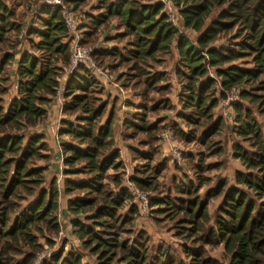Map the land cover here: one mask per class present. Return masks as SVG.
Masks as SVG:
<instances>
[{"label": "rangeland", "instance_id": "1", "mask_svg": "<svg viewBox=\"0 0 264 264\" xmlns=\"http://www.w3.org/2000/svg\"><path fill=\"white\" fill-rule=\"evenodd\" d=\"M110 1L115 0H64L67 7L81 15L76 38L81 45L90 48V59L107 75L104 76L99 72L94 75L83 64L71 65L69 44L75 35L67 34L62 39L68 45L66 55L35 46L40 38L30 34V29L32 26L42 29L40 18L44 16L43 8L56 9L58 6L46 0H0V14L4 15L0 20L1 113L6 111L14 97L21 95L17 86L20 78L18 61L23 52L39 59L37 69L40 65L51 69L58 81L57 89H61L60 98L55 94L43 104L46 115L35 125L23 121L19 130H12L27 135L42 134L47 147L40 150V156H34L27 162V168H38L40 174L28 178L30 181L26 186H18L5 202L0 199V207H9L4 229L10 228L20 212L49 190L53 183L57 191L54 197L56 208L44 218L32 221L26 229L35 237L34 245L23 238L18 242L1 238L0 252L8 262L17 264H63L73 257L79 259L77 264H128L129 258L123 260L122 257L126 256L127 247H134L144 255L146 264H191L195 260L187 251L199 249L203 257L211 256L220 264H228L229 255L223 243L207 244L204 235L214 225L225 190L231 186L245 189L244 185L237 183L236 173L252 170L235 154V147L253 150L256 141L251 134H238V115L241 119L247 115L254 120L264 144V98L252 101L241 96L242 90L264 95V91L255 90L264 74L255 81L224 89L215 72L218 66L205 62L206 73L196 77L194 83L199 85L211 78L214 83L205 89V105L211 98L216 105L206 116H201L197 109L185 107L181 100L185 85L191 78L180 59L177 40L179 35H184L196 44L199 32L184 26L178 13L179 6L172 0H156L163 4L166 21L175 27L176 32L165 47L148 56L132 53L138 48L133 44V34L125 32L119 17L105 15L104 5ZM213 9L207 23L215 16L217 8ZM91 18L98 22L94 24ZM237 33V26L219 32L209 45L236 47L235 43L243 36L237 37ZM8 55H12V59L5 63ZM252 57L253 53L244 52L240 58L220 67L236 64L249 68L253 66ZM80 65L88 70L95 84L72 95H83L82 103L87 107L102 108V114L94 124L100 126L109 122L111 132L108 139L112 141L103 151L107 153L112 149L118 153L114 165L104 172L99 193L77 189L65 191L67 178L79 180L91 175L64 173L69 166L63 164L61 143H77L79 140L58 134L61 119L76 122L75 116L86 115L82 103L73 109H65L74 103L72 95L65 94L66 83L79 73ZM10 129L4 127L2 130L9 132ZM82 164L83 160H77L74 167ZM222 185L223 189L215 194ZM133 186H137L148 200V209L143 213L139 212L134 201ZM186 186L191 189L188 193L181 190ZM119 191H126L127 196L116 206L112 218L101 219L105 225L94 226L91 220L85 219L84 216L92 213L93 208L103 204L104 197ZM73 195L94 197L95 204L91 208L83 207L77 214L70 212L67 199ZM160 198L167 199L168 203L156 204ZM191 200L206 206L207 218L197 221L201 229L195 230L193 217L186 209ZM198 206H195L194 213ZM75 217L93 226L100 236L116 239L106 258L101 257L100 250H93L95 241L90 245L84 244L85 237L80 236L71 223ZM54 255L60 258L56 261Z\"/></svg>", "mask_w": 264, "mask_h": 264}, {"label": "trees", "instance_id": "2", "mask_svg": "<svg viewBox=\"0 0 264 264\" xmlns=\"http://www.w3.org/2000/svg\"><path fill=\"white\" fill-rule=\"evenodd\" d=\"M172 1L179 6L178 13L184 26L199 32L196 44L184 35H179L177 40L180 59L183 66L189 71L191 78L189 84L185 85L182 93L184 97L181 100L185 102V107H193L198 110L201 116H206L210 109L216 105V101L211 98V101L205 105L204 92L214 82L211 78H207L199 85L194 83L196 77L206 73L205 62L211 66H218L215 72L220 77V84L224 89L235 84L255 81L264 74V0ZM104 6L105 15L119 17L125 32L133 34V44L138 48L133 49V52L130 51L132 53L150 56L158 49L165 47L166 42H169L172 34L176 32L175 27L166 21L167 16L162 11L163 4L160 1L139 3L137 0H115L107 2ZM213 8H217L215 16L207 23L206 20L214 11ZM42 13L44 15L40 18L42 29L34 26L30 29V34H36L40 38L35 46L66 55L68 45L62 42V39L67 33L59 7L56 9L45 7L42 9ZM3 16L0 14V20H3ZM91 21L94 24L98 22L95 18H91ZM234 26L238 28L237 37L243 34L242 39L235 43L236 47L218 48L209 45L217 33L229 30ZM244 52L253 53L252 67H240L236 64L220 67L221 64L240 58ZM10 59H12V55L5 58V63ZM64 59H67L66 56ZM38 64L40 61L33 54L23 52L20 55L18 61L20 78L17 86L21 95L12 99L4 113H1L0 110V199L4 202L14 194L18 186H26V183L30 181L28 178L38 176L41 172L38 168H27V162L34 156H40L41 149H46L47 143L43 141L44 136L12 131L19 130L23 121L35 125L46 115L43 104L48 103L51 97L56 94L58 81L53 76L52 70L45 69L41 65L37 69ZM80 66L79 73L72 76L66 83L65 94L67 96L77 90L84 91L87 87L95 84V80L88 70L82 65ZM255 90L264 91V79L258 81ZM241 96L250 98L252 101L264 98V95L248 93L245 90L241 91ZM72 99L74 103L67 105L66 110L78 106L83 102L84 97L74 94ZM82 104V110L86 115L75 116L76 122L61 119L58 134H66L79 140L77 143H61L63 164L69 166L64 170V173L91 175L79 180L67 178L65 191L71 192L73 189H77L99 193L104 172L114 165L118 153L112 149L107 153L103 151L106 146L112 144V141L108 139L111 132L109 122L100 126L94 124V120L102 114V108L87 107L85 103ZM236 120L239 122L238 134H251L256 138L253 150L248 151L242 147H235L237 149L236 156L247 168H252V170L236 173L237 183L244 185L245 189L231 186L225 190L214 225L204 237L207 244L223 243L224 250L229 255L228 264H264V144L253 119H249L247 115L245 119H241L238 115ZM4 127H10L11 131L2 130ZM80 159L83 160V164L80 167H74L75 162ZM222 189L223 185L217 189L215 194ZM181 190L184 193L191 191L187 186ZM56 194L57 191L53 183L49 190L41 193L35 201L20 212L17 221L8 229H4V225L9 218V207L2 205L3 207H0V239L11 238L14 242H18L23 238L29 244L34 245L35 237L30 235L26 229L32 221L44 218L56 208L54 200ZM126 196V191H119L114 195L110 194L104 197L103 204L93 208L92 213L84 216L85 219L91 220L94 226L102 224L104 221L101 219L112 218L115 215L116 206H119ZM155 203L168 202L167 199L160 198ZM188 203L186 209L193 217L194 228L195 230L201 229L197 221L207 218L206 206L202 202L196 203L194 200ZM94 204V197L73 195L67 199L68 210L76 214L83 207L91 208ZM197 204L199 206L194 213ZM71 223L79 235L85 237V245H90L95 241L93 250H100L101 257L106 258L110 254L109 248L114 247L116 239L100 236L94 231L93 226H89L77 217L72 218ZM187 253L195 260L191 264H220L214 257H203L199 249H190ZM143 257L144 255L137 248L127 247V254L122 258L123 260L129 258L128 264H146ZM59 258L53 256L56 261ZM78 261L79 259L73 257L63 264H77ZM0 264L17 263L8 262L0 252Z\"/></svg>", "mask_w": 264, "mask_h": 264}, {"label": "built area", "instance_id": "3", "mask_svg": "<svg viewBox=\"0 0 264 264\" xmlns=\"http://www.w3.org/2000/svg\"><path fill=\"white\" fill-rule=\"evenodd\" d=\"M51 4H54L59 7L62 20L64 22L66 33L68 35H75L72 39L71 43L69 44L71 50V58L70 63L73 67L83 64L87 69H89L93 74H97V72L102 73L104 76L106 75L103 73L101 69H99L93 61L90 59V48L84 45H81L76 38V30L79 24L81 15L76 12L74 9L67 7L65 5L64 0H46ZM171 10V8H169ZM172 14H170L171 16ZM107 76V75H106ZM56 95L58 98L61 97V89H57ZM131 192L134 195V201L138 206L139 212H145L148 209V200L144 193L137 187L133 186L131 188Z\"/></svg>", "mask_w": 264, "mask_h": 264}, {"label": "crops", "instance_id": "4", "mask_svg": "<svg viewBox=\"0 0 264 264\" xmlns=\"http://www.w3.org/2000/svg\"><path fill=\"white\" fill-rule=\"evenodd\" d=\"M52 102H53V101H52ZM54 106H55V102H54V104L52 103V104L50 105L51 109H53ZM54 121H55V120H54Z\"/></svg>", "mask_w": 264, "mask_h": 264}]
</instances>
